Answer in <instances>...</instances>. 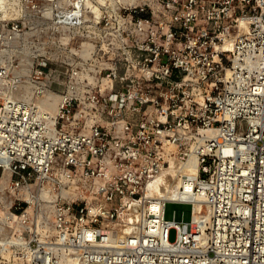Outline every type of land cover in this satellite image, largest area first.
<instances>
[{
    "label": "built area",
    "instance_id": "built-area-1",
    "mask_svg": "<svg viewBox=\"0 0 264 264\" xmlns=\"http://www.w3.org/2000/svg\"><path fill=\"white\" fill-rule=\"evenodd\" d=\"M16 6L1 44L52 30L80 47L48 87L54 116L0 78V202L14 197L27 264H264V0H156L99 21L87 0ZM175 181L200 200L161 199ZM168 202L192 220H166Z\"/></svg>",
    "mask_w": 264,
    "mask_h": 264
},
{
    "label": "rangeland",
    "instance_id": "rangeland-1",
    "mask_svg": "<svg viewBox=\"0 0 264 264\" xmlns=\"http://www.w3.org/2000/svg\"><path fill=\"white\" fill-rule=\"evenodd\" d=\"M87 1L88 6L92 7L93 21H99L107 11L115 16L114 11H118L119 8L125 5L120 3L124 0ZM135 2L136 4L141 2V6L151 7L152 4L156 3V0H135ZM2 15L0 12V20H6ZM17 17L14 13H11V16L5 23L17 19ZM28 32L32 33L33 38L36 39L34 43L19 44L14 48L10 47V44L7 43L0 45V64L10 69V77H12V72H15L20 82H26L28 80V77L24 75L26 69L30 68L31 71L33 69V78L36 80L40 76L39 72L42 71L43 75L41 80H46L48 86L54 90H59L64 79V72L67 68L74 66L72 59L67 60L66 56L73 57L74 53H77L78 48H80L72 43V39L77 36L76 31L63 32L61 34L55 33L52 30H44L37 33H34L35 30ZM57 39L62 40V43H59ZM45 63L46 66H41ZM20 93L25 96H21L22 98L31 99L33 102L38 101L37 97L43 96V94L33 89L29 90L27 87L22 86L20 87ZM56 93L59 94V92ZM2 175L3 170L0 169V181ZM10 198L14 197L11 196ZM2 202H0V264H27L28 257L26 249L30 239L25 234L26 228L6 218V210L10 205L3 204ZM165 219L178 223L190 222L192 220V204L168 202L165 208ZM175 239L176 230H172L169 235V240L173 242Z\"/></svg>",
    "mask_w": 264,
    "mask_h": 264
},
{
    "label": "bare ground",
    "instance_id": "bare-ground-1",
    "mask_svg": "<svg viewBox=\"0 0 264 264\" xmlns=\"http://www.w3.org/2000/svg\"><path fill=\"white\" fill-rule=\"evenodd\" d=\"M122 2H120V3L125 4V5H130V6H140V3H141V2H139L138 4H136L135 0H124ZM16 4H17V0H0V12H1V14H3L2 16L4 17V19H6V20H3V19L0 20V32H2L1 29H3V27L6 25L4 23L11 16V13H13L12 11L14 9H16ZM3 38H4V35H2V37H1V33H0V45H1V39H3ZM10 47H15V46L10 45ZM15 75H16L15 72H12V77L7 76V75L0 77L2 80H4V82L15 83V90L12 92V96H14L15 98H21V96L25 97L22 93H20V87L21 86L27 87L29 90L33 89L36 92H38L39 90L40 91L44 90L43 96L37 97V99H38L37 104H39L40 107H42V109L44 111L48 112L49 114H51L53 116L56 115L57 106H58V103L60 100V94L54 92L53 90H50L48 88L49 86H48L46 80L34 79L33 78V69L31 71L30 68L26 69L25 73H24L25 77H28V80L26 82L25 81L20 82V79H18L19 78L18 75H16V76ZM42 88H44V89H42ZM7 89H8V87H7ZM12 96H10V97H12ZM8 97H9V95H8ZM189 166H190V170H191L190 173L193 175H196L197 171H198L197 170V168H198L197 159L192 158L190 160ZM10 179H11V172H10L8 167H5V169L3 170V175H2L1 181H0V191L1 192L4 191L8 187ZM179 187H180V184L177 181H175L170 186H167L165 188H163V187L160 188L159 195H160L161 199H163V200H192V199L200 200V198L196 196V194L193 190V184L192 183H189L184 191L181 190ZM13 201H14V198L9 199L8 205L13 204ZM9 208H10V206H8V208L6 210L7 216L13 215L10 211H8ZM157 208H160L159 205L154 206L155 210ZM200 218H202V217L195 215L196 221H198Z\"/></svg>",
    "mask_w": 264,
    "mask_h": 264
}]
</instances>
